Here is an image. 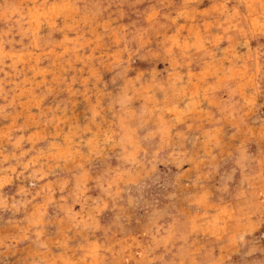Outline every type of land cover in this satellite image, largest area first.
Masks as SVG:
<instances>
[{
    "label": "rangeland",
    "instance_id": "rangeland-1",
    "mask_svg": "<svg viewBox=\"0 0 264 264\" xmlns=\"http://www.w3.org/2000/svg\"><path fill=\"white\" fill-rule=\"evenodd\" d=\"M0 264H264V0H0Z\"/></svg>",
    "mask_w": 264,
    "mask_h": 264
}]
</instances>
